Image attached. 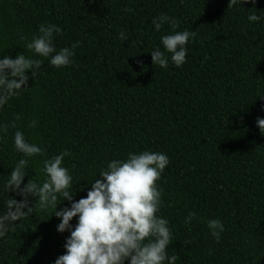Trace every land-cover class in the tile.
I'll list each match as a JSON object with an SVG mask.
<instances>
[{"label": "trees", "instance_id": "1", "mask_svg": "<svg viewBox=\"0 0 264 264\" xmlns=\"http://www.w3.org/2000/svg\"><path fill=\"white\" fill-rule=\"evenodd\" d=\"M228 4L0 0V59L19 53L43 60L35 79L26 72L28 88L0 107V126L19 116L15 128L0 131V214L10 197L25 198L5 190L25 158L14 148L17 130L44 149L29 158L21 187L43 182L42 161L68 151L62 167L72 176V202L86 198L113 159L160 152L169 159L157 181V216L168 220L173 237L168 257L176 255L175 264H264V133L256 123L264 119V0ZM163 14L178 26L155 30L152 21ZM253 14L261 19L250 22ZM41 24L62 29L54 34L57 51L79 42L71 64L56 68L26 49ZM185 30L196 32L185 63L176 67L167 54V68L152 65L151 52L164 51L161 37ZM26 199L33 213L0 237V264H55L70 231L57 232L53 209ZM72 202L60 197L57 210ZM189 212L195 218L185 224ZM213 219L224 227L219 242L207 227ZM77 222L70 221L73 229Z\"/></svg>", "mask_w": 264, "mask_h": 264}, {"label": "clouds", "instance_id": "2", "mask_svg": "<svg viewBox=\"0 0 264 264\" xmlns=\"http://www.w3.org/2000/svg\"><path fill=\"white\" fill-rule=\"evenodd\" d=\"M249 2L254 4L255 0H229L228 7ZM260 19L255 14L248 17L250 22ZM152 23L155 30L159 31L165 23L175 29L179 21L163 14L155 17ZM54 34H62V29L54 24H41L38 34L25 47L34 56L50 58L51 66L61 68L72 63L73 50L79 47V42L72 44L71 48L64 47L57 51L53 44ZM195 36V31L188 30L162 36L164 51L157 48L151 52L152 65L167 68V54H171V61L176 67L183 65L187 54L185 45ZM20 39L25 41L27 38L21 36ZM120 39H128L123 31ZM42 64V59L19 53L15 59L7 55L0 59V107L28 88L29 76L26 72L31 70V76L35 79ZM16 120H19V116L10 124L0 126V131L7 132L9 127L15 128ZM256 123L261 134L264 133V119L258 117ZM35 126L36 121L29 124V127ZM14 148L25 158L20 159L10 172L5 190L25 198L20 201L12 197L8 199L6 211L0 214V237L14 231L17 221L33 213L34 206H29L26 199L30 195L41 210L53 209L51 214L61 221L57 232L70 231L64 245L66 254L58 257L55 264H125L126 260L129 264H165V261L175 264L177 256L168 257L166 251L173 238L168 220L157 216L162 196L157 181L169 164L165 154L144 151L140 154L129 153L125 161L113 159L107 165V170L99 173L100 179L91 183L86 198L72 202L75 195L72 176L68 168L62 167L64 158L70 155L68 151L42 161L41 172L46 177L43 182L28 180L21 187L29 158L43 155L44 149L28 143L19 130L14 134ZM60 197L63 201L72 202L71 207L57 210ZM74 217H78V222L73 229L70 221ZM194 218L195 213L189 212L185 224H190ZM207 227L219 242L220 234L224 231L222 222L218 219L209 220Z\"/></svg>", "mask_w": 264, "mask_h": 264}]
</instances>
